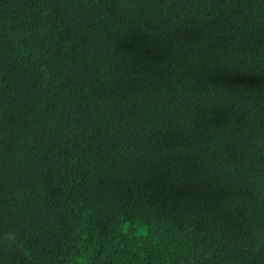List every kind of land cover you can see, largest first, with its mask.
Wrapping results in <instances>:
<instances>
[{
    "label": "trees",
    "instance_id": "trees-1",
    "mask_svg": "<svg viewBox=\"0 0 264 264\" xmlns=\"http://www.w3.org/2000/svg\"><path fill=\"white\" fill-rule=\"evenodd\" d=\"M0 264H264V0H0Z\"/></svg>",
    "mask_w": 264,
    "mask_h": 264
}]
</instances>
